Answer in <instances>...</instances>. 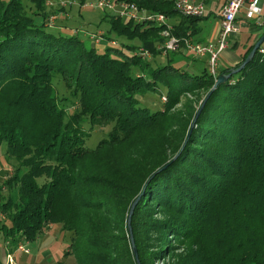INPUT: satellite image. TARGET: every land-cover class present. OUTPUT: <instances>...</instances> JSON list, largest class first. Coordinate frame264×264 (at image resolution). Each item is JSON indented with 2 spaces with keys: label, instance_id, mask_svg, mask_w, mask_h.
I'll return each instance as SVG.
<instances>
[{
  "label": "trees",
  "instance_id": "1",
  "mask_svg": "<svg viewBox=\"0 0 264 264\" xmlns=\"http://www.w3.org/2000/svg\"><path fill=\"white\" fill-rule=\"evenodd\" d=\"M33 1L35 15L43 14L42 0ZM114 1L178 17L169 22L177 38L196 35L204 19L177 15L172 0ZM103 20L106 44L97 51L53 32L47 20L36 25L20 0H0V143L7 161L17 164L6 182L17 193L15 203L3 206L13 211L8 234L32 241L58 224L70 234L66 254L74 264H136L126 219L139 198L129 223L139 264L169 257L170 240L182 245L172 264H264V54L255 51L242 70L210 91L253 44L213 79L205 70H179L171 59L151 66L165 26L107 14ZM111 36L137 44H121L125 53L108 45ZM56 78L77 111L67 115L58 105ZM158 86L165 103L149 112L136 96ZM199 91L197 108L168 138V112L183 95ZM84 125L110 130L88 150ZM153 207L165 217L154 219ZM149 233H157L159 247L147 254Z\"/></svg>",
  "mask_w": 264,
  "mask_h": 264
},
{
  "label": "rangeland",
  "instance_id": "2",
  "mask_svg": "<svg viewBox=\"0 0 264 264\" xmlns=\"http://www.w3.org/2000/svg\"><path fill=\"white\" fill-rule=\"evenodd\" d=\"M91 1L92 0H42V7L44 6L43 14L35 15L37 12L35 2L33 0H20L25 14L30 16L36 25H40L44 20V23H46L47 20L48 27L53 32H59V34L68 37L75 36L83 42L85 47L89 48L92 46L97 51H101L106 44L103 38L100 37V34H104L108 30V23L103 20V16L107 13L88 9L83 6ZM206 1L203 7L205 19L197 24L200 31L189 38L190 42L193 44H201L196 41L200 37L207 39L206 37L211 34L216 24V0ZM42 17L46 18L43 20ZM50 18L52 20H50ZM178 20L179 18L175 16L168 18V22H173L175 24ZM263 21L264 5L261 7V13L258 17H254L250 20L246 28L239 29L238 33L233 37V42L228 40L227 48L217 58V72L221 68L229 67L231 58L238 57L239 55L241 58L243 50L245 51L249 45L254 44L260 36L259 33H262L263 29L261 26ZM111 39H113L114 43H109L108 45L125 53H127V50L122 47L121 44H137V42H127L120 38L116 39L113 36H111ZM213 41L214 39L210 40L208 43ZM142 59L148 60L151 63L150 57L147 54L143 55ZM168 59H171V65L173 67L189 74L199 75L202 70L207 72L206 59H198L185 49H181L176 53H161L152 61L151 66L155 67L165 64ZM53 91L58 105L64 109L67 115L77 111L75 100L69 96V91L57 78L53 81ZM202 96V91L185 94L180 98L179 103L168 112V118L172 120L166 121V124L163 126V131L168 138L177 130V122L186 119L187 113L197 108L199 104L198 100H200ZM162 98L164 101H162ZM136 100L141 107L148 109L149 112L159 111L162 109V104L165 103V89L158 86L154 92L136 96ZM186 107H189V110H187ZM83 130L88 134V137L84 140L83 146L85 149L91 150L100 140L106 138L110 127L102 126L89 128L88 125H84ZM16 167L17 164L12 160L7 161L5 145L0 143V264H8L7 256L11 258L12 262L10 264H74L73 257L70 254H66L69 252L68 245L70 234L63 231L58 224L46 228L42 234L32 241H25L20 234L12 236L8 234V229L10 228V220L8 217L13 211L3 206L17 201L16 189H11L13 187L12 183H10L9 186L6 185V182L13 175ZM20 173H22V170ZM151 212L156 220L165 217L156 207H153ZM119 222L122 223V220ZM111 234H113V236L121 235L120 231ZM157 237V233H149L144 237V241L146 242L145 251L147 254L155 252L157 250L156 248L159 247L156 242ZM168 245L170 246L169 250H172V254L167 258L165 257L163 260L152 257V264L173 263L170 261V257L180 254L182 245L180 243H175L174 240H170Z\"/></svg>",
  "mask_w": 264,
  "mask_h": 264
},
{
  "label": "built area",
  "instance_id": "3",
  "mask_svg": "<svg viewBox=\"0 0 264 264\" xmlns=\"http://www.w3.org/2000/svg\"><path fill=\"white\" fill-rule=\"evenodd\" d=\"M206 0H172L173 10L177 15L189 18H202L203 7ZM92 10H99L122 21L133 23H149L155 26H165L159 37L157 50L162 54L176 53L185 49L198 59H206L207 73L215 79L217 75V58L227 48L228 40L238 33L239 26L236 19L243 14L245 22L260 15L259 0H222L218 10V31L213 42L206 44H193L190 39L177 38L169 34L170 23L162 14L149 13L136 8L134 5L114 0H92L83 5ZM50 20H52L50 18ZM264 41L258 46L256 52L264 54ZM146 55V54H143ZM162 101L164 99L162 98ZM10 264L11 258L7 256Z\"/></svg>",
  "mask_w": 264,
  "mask_h": 264
},
{
  "label": "water",
  "instance_id": "4",
  "mask_svg": "<svg viewBox=\"0 0 264 264\" xmlns=\"http://www.w3.org/2000/svg\"><path fill=\"white\" fill-rule=\"evenodd\" d=\"M264 41V32L259 36V38L254 42L250 52L248 53V55L244 58V60L238 65V67L232 71H230L227 75H218L217 78L215 79V82H214V85L213 87L211 88L210 91H213L218 85L222 84L223 82H225L230 76H233L235 74H237L240 70H242L245 65H247L250 60L252 59V57L254 56V53L255 51L257 50L258 46ZM205 102V100L201 103L200 107H199V110L196 112V115L193 119V122L195 121L197 115L199 114L201 108H202V105L203 103ZM192 127V125H191ZM190 127V128H191ZM138 199L139 198H136L133 203L131 204L130 208H129V211H128V215H127V219H126V227H127V232H128V235H129V244H130V247H131V252H132V256H133V259L135 260L136 264H139L138 261H137V255H136V251H135V247H134V244H133V240H132V237H131V233H130V226H129V223H130V218H131V215H132V211L135 207V205L137 204L138 202Z\"/></svg>",
  "mask_w": 264,
  "mask_h": 264
},
{
  "label": "crops",
  "instance_id": "5",
  "mask_svg": "<svg viewBox=\"0 0 264 264\" xmlns=\"http://www.w3.org/2000/svg\"><path fill=\"white\" fill-rule=\"evenodd\" d=\"M207 2V1H206ZM221 4H222V0H216V15H215V18H216V24H215V27H214V29L212 30V32H211V34H209L206 38L207 39H203V38H198V40H196L197 42H200L201 44H206V43H208L210 40H213L215 37H216V34H217V31H218V17H217V13H218V10H219V8H220V6H221ZM264 5V0H259V7H260V13H261V7ZM203 18H204V14H203ZM205 19V18H204ZM203 19V20H204ZM240 19V20H239ZM264 22V21H263ZM171 24L173 23V22H170ZM173 24H175V23H173ZM236 24L239 26V29L240 28H246L249 24H248V22H245V20L243 19V14L242 13H240L239 15H238V17H237V19H236ZM248 24V25H247ZM262 30V29H261ZM200 31V29L198 30V32ZM239 31V30H238ZM262 33H263V30H262ZM261 33V34H262ZM260 33H259V35H261ZM233 37L234 36H231L230 38H229V41H231V42H233ZM233 44V43H232ZM243 50V49H242ZM243 53H244V50H243ZM242 53V54H243ZM240 61V55L238 56V57H234V58H231L230 59V66L229 67H232V66H234L235 64H237L238 62ZM229 67H226V68H229ZM226 68H221L220 70H222V69H226Z\"/></svg>",
  "mask_w": 264,
  "mask_h": 264
}]
</instances>
